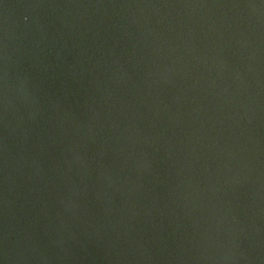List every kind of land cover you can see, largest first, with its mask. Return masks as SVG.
<instances>
[{"label": "water", "instance_id": "obj_1", "mask_svg": "<svg viewBox=\"0 0 264 264\" xmlns=\"http://www.w3.org/2000/svg\"><path fill=\"white\" fill-rule=\"evenodd\" d=\"M0 264H264V0H0Z\"/></svg>", "mask_w": 264, "mask_h": 264}]
</instances>
